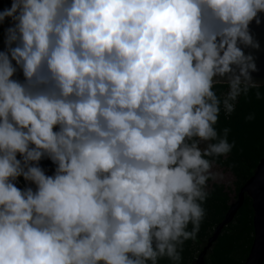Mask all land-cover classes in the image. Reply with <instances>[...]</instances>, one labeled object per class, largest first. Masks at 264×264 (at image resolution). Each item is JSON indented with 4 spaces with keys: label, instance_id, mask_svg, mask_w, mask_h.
<instances>
[{
    "label": "clouds",
    "instance_id": "clouds-1",
    "mask_svg": "<svg viewBox=\"0 0 264 264\" xmlns=\"http://www.w3.org/2000/svg\"><path fill=\"white\" fill-rule=\"evenodd\" d=\"M262 22L264 0L0 8V264H184Z\"/></svg>",
    "mask_w": 264,
    "mask_h": 264
},
{
    "label": "trees",
    "instance_id": "trees-1",
    "mask_svg": "<svg viewBox=\"0 0 264 264\" xmlns=\"http://www.w3.org/2000/svg\"><path fill=\"white\" fill-rule=\"evenodd\" d=\"M2 7L3 0H0ZM226 90V86H218V92ZM257 91L261 94L260 98H257ZM249 113L256 114L255 122L245 121ZM225 127L231 129L228 138L230 142L235 140L236 146L229 160L225 163L224 158H220L218 166L230 171L236 178L237 197V193L253 177L264 158V86L253 88L247 97H241L231 117H225L221 112L217 128L222 130ZM233 163L235 166L230 167ZM209 190L211 194L205 205V220L197 239L186 244L184 264H196L198 255L230 208L232 198L223 185L214 183L209 186ZM253 218L252 200L247 197L234 222L225 228L209 251L205 264H244L254 240Z\"/></svg>",
    "mask_w": 264,
    "mask_h": 264
},
{
    "label": "water",
    "instance_id": "water-1",
    "mask_svg": "<svg viewBox=\"0 0 264 264\" xmlns=\"http://www.w3.org/2000/svg\"><path fill=\"white\" fill-rule=\"evenodd\" d=\"M8 6H10V0H3V7ZM251 31L260 43V49L254 51L258 71L253 73V77L257 82V87H261L264 86V22L260 25H251ZM0 47H2V41ZM247 197L252 200L254 210V240L244 264H264V158L260 161L253 177L237 193L236 199L231 202L224 220L208 239L206 246L196 259V264H205L209 251L225 228L234 222Z\"/></svg>",
    "mask_w": 264,
    "mask_h": 264
},
{
    "label": "rangeland",
    "instance_id": "rangeland-1",
    "mask_svg": "<svg viewBox=\"0 0 264 264\" xmlns=\"http://www.w3.org/2000/svg\"><path fill=\"white\" fill-rule=\"evenodd\" d=\"M219 170L222 172L223 174V179L220 181L215 182L216 184H220L223 185L227 191H229L232 201L236 199V188H235V182H236V178L234 177V175L230 172L227 171L223 168H221L220 166H218ZM212 182H210L209 186H211Z\"/></svg>",
    "mask_w": 264,
    "mask_h": 264
}]
</instances>
